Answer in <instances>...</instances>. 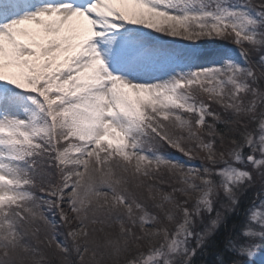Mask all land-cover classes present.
<instances>
[{"label": "snow or ice", "instance_id": "6c2138e0", "mask_svg": "<svg viewBox=\"0 0 264 264\" xmlns=\"http://www.w3.org/2000/svg\"><path fill=\"white\" fill-rule=\"evenodd\" d=\"M262 80L264 0H0V264H44L40 201L73 225L80 264H193L209 248L212 264H256L264 198L241 213L240 194L248 166L264 175ZM211 103L254 125L227 152L202 138L220 119ZM159 142L189 159L193 144L206 164L160 155ZM165 169L183 187L145 183ZM230 216L242 218L229 229Z\"/></svg>", "mask_w": 264, "mask_h": 264}, {"label": "trees", "instance_id": "16d2710c", "mask_svg": "<svg viewBox=\"0 0 264 264\" xmlns=\"http://www.w3.org/2000/svg\"><path fill=\"white\" fill-rule=\"evenodd\" d=\"M190 43L192 44L193 47H195L197 43L201 44V45H224V46L231 47V48H234L235 50L239 51L238 46L235 45L234 43H232L230 38L229 39H223V40H219V39L207 40V39H205V40H201L198 42H190ZM244 47L248 48L250 46L245 44ZM260 54H261V52H256V51L251 52L250 53L251 60L253 62H255L258 59ZM261 86L264 87V80H262ZM201 98H203V97H201ZM205 101H206V103L208 102L206 100V98H205ZM210 107H211L212 111L216 112L219 115L220 119L219 120H213L212 117L207 118L208 124L213 125V128L211 131L205 129L203 132L202 138L204 139L205 142H208L210 140L211 141L214 140L216 142L215 148H216L217 152H220V151L227 152L228 148L231 146V140L234 137H238L239 131L243 130V127L245 124H247L249 130H252L254 128V125L252 123L248 122L246 117L241 118V122L237 123L236 122L237 118L234 115H232V113L230 111L225 110L220 105L215 104V103H211ZM229 121H231V122H229ZM158 146L161 147V149L166 151V152L177 153L184 158H188V157L184 156L181 152L177 151L176 149L169 147L164 142H159ZM188 146L193 147V149H194V151H193V157L194 158L189 159L188 161L195 163V164H198L200 166L206 164V161L204 159H202V157L205 154L200 152L199 150L195 149L193 144H188ZM162 173L167 174L169 179L145 181V183L152 185L154 187V189L156 187H160V190L162 192L165 191L167 193H173L174 188L183 187V185L179 184V182H178L179 181V175L178 174L177 175L170 174L166 169L162 170ZM257 180L258 179H256V177L253 178V182L256 185H257ZM167 185L171 186V189L168 191L165 188ZM254 190H255L254 188L251 190H245L243 192V195L246 194L249 196L252 193L251 191H254ZM175 196H178L180 198L175 199ZM194 197H195V194H193L192 199L188 200V206L189 207L193 204ZM174 199L177 201L179 200L180 202H183L187 198L183 195L181 196V194H179V193H174ZM249 201L250 200H246V198H244V196H243V199L240 198V204H241L240 211H241V213L247 208V205H249V203H248ZM165 207L171 208L169 205H165ZM220 207H221V205L218 207V209ZM151 208H155V207H153V205H152ZM174 214L179 219L178 213H174ZM160 215H161L160 217H162L163 213L160 212ZM241 218L242 217L231 216L229 218V221H228V228L230 229L232 227V225L237 223V221ZM225 231H226L225 229H223V228L221 229V236L218 237V239L223 238ZM64 236H65V239H67L68 248H70L71 243L68 239L67 234H64ZM55 246H56L55 243H51L49 245V242L46 239H44L42 246H40L44 252V264H80L79 259H76L75 257L68 256V258L65 259L61 255L56 253V251L54 249ZM142 250L146 251L147 249L144 248ZM214 252H215L214 248H209L208 250L203 251V252L197 251L196 256L193 257V264H212V261L214 258ZM61 258H63L64 260H62Z\"/></svg>", "mask_w": 264, "mask_h": 264}, {"label": "rangeland", "instance_id": "374dc122", "mask_svg": "<svg viewBox=\"0 0 264 264\" xmlns=\"http://www.w3.org/2000/svg\"><path fill=\"white\" fill-rule=\"evenodd\" d=\"M233 2H235V0H233ZM169 39H177L178 40L179 38H171V37H169ZM233 58L237 62L242 63L241 59L238 56H234ZM155 151L158 154H160V155H163V156H166V157H170L173 160H176L178 162H181V163L184 162L185 165H190L193 168L196 165L195 163H192V162L189 163L186 160H182L179 157L168 155L165 152H160L159 150H155ZM257 158H259V153H257ZM200 167L201 166L196 167V168H200ZM248 167H250V169H248V170L252 172L253 178L256 177V179H258V180H257V185L254 184V182L252 181V183L244 189V191L245 190H251L253 188L255 189L254 191H251L252 193L249 196L246 195V194L243 195L244 191L240 194V198L243 199V196H244V198H246V200H250L248 202L249 205H247V208L252 205L253 201H255L256 203H259V198H264V175H262L261 172L252 169L251 166H248ZM156 177L163 178V179H166V180L169 179L168 175L165 174V173H162V171L157 173ZM50 179L53 180L54 178L50 177ZM197 183H199V182L197 181ZM133 190H135V189L133 188ZM35 194L38 197L42 195V193L39 191L38 188L35 190ZM179 198L180 197L175 196V199H179ZM40 203H41V206H42V214L46 218V220L37 219V221L35 222L34 228L38 229L40 233L45 234V235H51L52 234V231L50 230L49 227L55 228L56 229V233L60 234V237L58 236V238L56 237L55 239L60 241L62 244H64L65 246L68 247L67 239H65L64 234H67L69 232V230H71L73 225L65 224L64 221H62L60 219V211L58 209H55L53 207L48 206L47 204H44L43 201H40ZM65 207H66L65 210H67V207H68L67 204H65ZM153 207H154V202H153ZM170 207H172V206H170ZM158 211H160V210H158ZM153 214H155V213L153 212ZM68 215H71V214L68 213ZM156 215H158V214H156ZM158 216L160 217L161 215H158ZM160 218H161V220H163V216L160 217ZM165 222L167 223V221H165ZM168 227L170 228L169 225H168ZM172 227H175V226H172ZM170 229H174V228H170ZM193 230L197 232V231H199L201 229L199 227H197L196 225H194ZM42 234H40V240H43L42 239ZM68 239H69V241L71 243L70 244V248H69V253L68 254L61 253L60 250L55 246L54 249H55L56 253H58L59 255H61L65 259H67L68 256L75 257L76 259H79L77 254H76V252L73 249V242H72L71 238L68 237ZM29 240H31V237H29ZM32 242L35 243V241H32ZM189 246L193 247V245L191 243H189ZM63 258H61V259L64 260ZM254 259L256 261V264H261V262L264 261V254H258Z\"/></svg>", "mask_w": 264, "mask_h": 264}]
</instances>
